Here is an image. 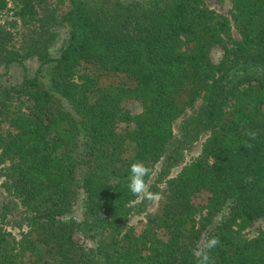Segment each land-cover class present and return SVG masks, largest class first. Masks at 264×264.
I'll return each instance as SVG.
<instances>
[{
	"label": "trees",
	"instance_id": "1",
	"mask_svg": "<svg viewBox=\"0 0 264 264\" xmlns=\"http://www.w3.org/2000/svg\"><path fill=\"white\" fill-rule=\"evenodd\" d=\"M230 1L231 18L205 0H0V264H197L212 236L214 264H264V230L244 235L264 221V0ZM134 161L147 183L161 165L139 229L126 223L149 204L127 187Z\"/></svg>",
	"mask_w": 264,
	"mask_h": 264
},
{
	"label": "rangeland",
	"instance_id": "2",
	"mask_svg": "<svg viewBox=\"0 0 264 264\" xmlns=\"http://www.w3.org/2000/svg\"><path fill=\"white\" fill-rule=\"evenodd\" d=\"M205 4L208 8L216 11L217 13H220L222 15H225V16L231 18V1L230 0H205ZM8 7H11L10 2L8 3ZM9 18H10V12L5 11L0 16V21L7 20ZM232 34H233V37L235 39L239 38L237 32L234 29L232 31ZM63 36H64L63 34L60 36V41L56 44L55 49L60 46ZM221 54L222 53L219 49H214L211 53V57H212L213 61H215V62L219 61ZM25 63H26V66H27L29 73H32L37 67V63L34 59H28ZM21 78H22V70L19 67H12L10 69V71L8 72L7 76H5L3 78V80H6L7 83L11 86V85L18 84L21 81ZM101 82L103 84H130V82L122 74L104 75L103 78L101 79ZM200 104H201V101L200 100L197 101L193 109L186 111L184 117L190 116L195 111H197L200 107ZM122 107L124 109L128 110L132 115H137L142 111L141 103L136 101V100H125L122 103ZM182 118H179L175 122H173V132H174L177 140H180V138H181L179 125H180ZM124 129H125L124 125L118 126L119 131H123ZM206 136H207L206 133L202 134L197 142H195L191 146H188L187 148L184 149V151H183L184 152L183 164L181 166H177V167L172 168L170 170L169 176L166 177L163 182L158 184V186L161 190H163L165 188V185H166L165 182L167 179L175 177L179 173L181 167L184 164L189 163L192 159L196 158L199 155L200 150H201V145L204 142ZM130 152H131V146L128 144V147H126L127 155H129ZM160 166H161L160 164H157L155 166V171L150 176V178L148 180L149 185L155 181V179L157 177V173L159 172ZM1 181H2V179L0 177V184H1ZM0 192H1V188H0ZM157 205H158V202L155 204H148L144 208L143 212L138 213V214H131L127 218V222H126L127 225L131 226V227H137L139 229L141 222L146 221L148 215L151 214L156 209ZM5 226H6L7 230L11 231L17 238L19 237L21 229H19L16 226H13V224H11V219H8ZM22 230L23 231L25 230L24 226L22 227ZM261 230H264V221L259 219V220L252 223V225L244 232V235L247 238H252V237L256 236L259 233V231H261ZM75 239L77 241H81V237L79 235H75Z\"/></svg>",
	"mask_w": 264,
	"mask_h": 264
},
{
	"label": "clouds",
	"instance_id": "3",
	"mask_svg": "<svg viewBox=\"0 0 264 264\" xmlns=\"http://www.w3.org/2000/svg\"><path fill=\"white\" fill-rule=\"evenodd\" d=\"M245 135L249 141H255L259 135L256 130L248 129ZM247 148L253 147L251 143L246 142ZM130 175L128 177L127 187L130 193L137 199L147 201L149 204H155L161 200L160 193L149 190L150 186L146 182L152 170L142 161H134L129 166ZM220 245L219 237L212 236L202 242H197L191 249L192 254L197 259V264H214L210 255L211 251Z\"/></svg>",
	"mask_w": 264,
	"mask_h": 264
}]
</instances>
